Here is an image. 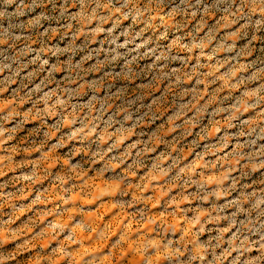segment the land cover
<instances>
[{"label":"rangeland","instance_id":"1","mask_svg":"<svg viewBox=\"0 0 264 264\" xmlns=\"http://www.w3.org/2000/svg\"><path fill=\"white\" fill-rule=\"evenodd\" d=\"M0 264H264V0H0Z\"/></svg>","mask_w":264,"mask_h":264}]
</instances>
